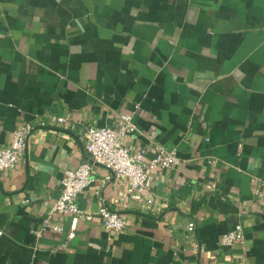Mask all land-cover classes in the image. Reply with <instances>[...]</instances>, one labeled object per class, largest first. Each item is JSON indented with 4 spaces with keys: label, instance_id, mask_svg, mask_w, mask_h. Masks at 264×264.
Returning <instances> with one entry per match:
<instances>
[{
    "label": "crops",
    "instance_id": "obj_1",
    "mask_svg": "<svg viewBox=\"0 0 264 264\" xmlns=\"http://www.w3.org/2000/svg\"><path fill=\"white\" fill-rule=\"evenodd\" d=\"M122 113L132 147L178 163L130 199L93 165L77 198L93 220L41 230L64 171L87 158L82 127ZM24 123L25 153L0 172V264H264V0H0V149ZM100 199L121 232L96 219ZM237 225L244 243L220 247Z\"/></svg>",
    "mask_w": 264,
    "mask_h": 264
},
{
    "label": "built area",
    "instance_id": "obj_2",
    "mask_svg": "<svg viewBox=\"0 0 264 264\" xmlns=\"http://www.w3.org/2000/svg\"><path fill=\"white\" fill-rule=\"evenodd\" d=\"M73 121L69 113L51 115L49 122L54 125H67ZM45 123H40L44 126ZM81 142L87 158L76 168L64 171L60 180L61 190L53 200L47 218L44 220L42 229H60L53 226L51 218L54 215L71 217L76 222L79 219L92 221L93 216L78 207L77 198L92 181L93 165L106 168L110 175L117 178L126 186V199L142 198L151 191L159 172L174 167L178 163L175 151H168L162 145L155 144L154 155L146 159L142 148L132 147L128 140L138 132L133 122L131 113L119 115V122L111 127H97L86 125L82 127ZM33 126L24 123L16 127L11 135L9 144L0 149V172L12 171L21 161L25 153L27 142ZM110 176H107L108 180ZM264 195L263 191H260ZM96 219L108 231L119 233L125 227V221L117 211L110 210L103 199L98 202ZM186 230L191 234L194 231V223H189ZM41 231H37V237ZM1 235V232H0ZM76 236L75 230L70 229L64 242L58 244L54 251L62 250L69 240ZM245 237L241 225L221 235L220 247H230L236 243H244Z\"/></svg>",
    "mask_w": 264,
    "mask_h": 264
}]
</instances>
